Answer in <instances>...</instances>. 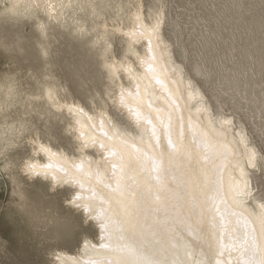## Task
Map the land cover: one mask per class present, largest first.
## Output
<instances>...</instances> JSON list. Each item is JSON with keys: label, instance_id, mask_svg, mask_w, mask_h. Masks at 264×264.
<instances>
[{"label": "rangeland", "instance_id": "1", "mask_svg": "<svg viewBox=\"0 0 264 264\" xmlns=\"http://www.w3.org/2000/svg\"><path fill=\"white\" fill-rule=\"evenodd\" d=\"M57 1L21 0L11 12L12 0H0V264H62L60 251L78 254L99 239L96 221L69 202L70 186L51 188L24 167L43 159L38 141L79 153L73 120L48 100L49 86L61 100L106 110L118 127L134 130L106 65L125 56L137 63L127 50H144L142 41L134 47L112 30L134 26L137 11L147 22L162 18L172 62L213 118L230 116L254 147L250 196L264 202V0ZM53 5L63 18L50 13Z\"/></svg>", "mask_w": 264, "mask_h": 264}, {"label": "bare ground", "instance_id": "2", "mask_svg": "<svg viewBox=\"0 0 264 264\" xmlns=\"http://www.w3.org/2000/svg\"><path fill=\"white\" fill-rule=\"evenodd\" d=\"M20 1L7 9L15 12ZM57 8L48 9L56 20ZM133 15L134 26L112 30L145 49L127 50L137 63L114 57L106 69L119 80L115 102L134 130L118 127L106 110L90 112L46 88L52 105L71 116L79 153L38 141L43 159L30 158L24 170L51 188L70 186L69 202L99 229L83 252L56 257L62 264H264V202L250 196L248 174L254 147L230 116L213 118L172 62L162 18ZM44 24L51 21L41 31Z\"/></svg>", "mask_w": 264, "mask_h": 264}]
</instances>
